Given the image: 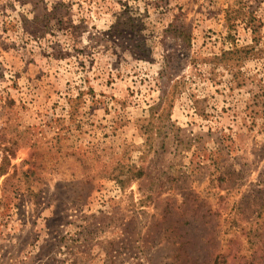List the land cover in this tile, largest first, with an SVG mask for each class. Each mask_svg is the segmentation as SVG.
I'll return each mask as SVG.
<instances>
[{"label": "rangeland", "instance_id": "1", "mask_svg": "<svg viewBox=\"0 0 264 264\" xmlns=\"http://www.w3.org/2000/svg\"><path fill=\"white\" fill-rule=\"evenodd\" d=\"M186 250L264 264V0H0V264Z\"/></svg>", "mask_w": 264, "mask_h": 264}, {"label": "trees", "instance_id": "2", "mask_svg": "<svg viewBox=\"0 0 264 264\" xmlns=\"http://www.w3.org/2000/svg\"><path fill=\"white\" fill-rule=\"evenodd\" d=\"M127 172L129 173L127 176H125V178H117V181L122 185L124 181H130L132 179H138L140 177H142L143 175V168L142 167H135L132 170H127ZM185 245V242H181V248H183V246ZM188 245V244H187ZM187 245L185 247H187ZM186 257L184 256L183 258V264H186L187 262H191L194 261L195 258L194 256L191 257L190 256V252L189 250H186V252H183Z\"/></svg>", "mask_w": 264, "mask_h": 264}]
</instances>
